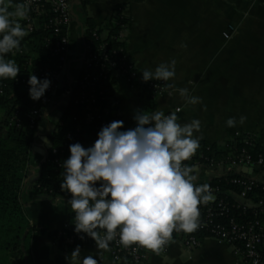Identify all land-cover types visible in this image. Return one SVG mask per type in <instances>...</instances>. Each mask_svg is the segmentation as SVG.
<instances>
[{
    "label": "crops",
    "instance_id": "obj_1",
    "mask_svg": "<svg viewBox=\"0 0 264 264\" xmlns=\"http://www.w3.org/2000/svg\"><path fill=\"white\" fill-rule=\"evenodd\" d=\"M251 2L256 4L253 0H71V52L56 95L58 98L66 96L70 82L77 79L71 77L73 63H78L79 75L87 18L100 25L111 16L117 4H124V12L130 18L125 33L127 55L137 70L142 74L145 69L154 71L161 63L176 61V76L167 81V91L156 99L155 111L162 110L167 114L180 108L176 113L181 124L199 119L201 130L195 136L203 137L200 146L204 143L222 145L241 132L254 134L264 149V38L223 36L229 28L233 29L231 33L234 31L232 23L237 21L236 8ZM197 14L203 17L197 18ZM201 20L204 22L197 26ZM76 46L81 47L79 53L73 52ZM181 88H187L189 96L201 98L200 102L188 103L180 96ZM116 94L120 120L129 127L135 123L132 118L135 110L144 107L145 94L131 88L123 79L117 81ZM241 116L247 117L243 124L240 123ZM230 117H235V127L227 126ZM46 154L41 136L33 147L22 197L33 225L59 230L72 213L71 206L66 203L68 199L52 198L50 201L47 195L33 189L39 165ZM74 249L60 246L45 231L33 241L34 264H60L61 257L64 264H68L65 257ZM82 252L101 257L100 264H121L110 258L109 250L97 252L95 242L82 245ZM147 264L246 262L234 253L230 244L206 237L193 250L173 241L164 255L149 252Z\"/></svg>",
    "mask_w": 264,
    "mask_h": 264
},
{
    "label": "clouds",
    "instance_id": "obj_2",
    "mask_svg": "<svg viewBox=\"0 0 264 264\" xmlns=\"http://www.w3.org/2000/svg\"><path fill=\"white\" fill-rule=\"evenodd\" d=\"M29 11L30 0L14 8L13 0H0V81H15L20 73L14 56L29 34L21 23ZM175 66L173 59L154 71L145 69L142 80L167 82L176 76ZM27 83L29 97L39 101L52 82L48 76L30 74ZM179 93L188 103L200 102L187 88ZM132 118L131 128L123 120L103 125L90 146L70 144V155L61 165L60 187L70 194L66 203L74 213L73 231L81 240L92 238L97 252L109 250L118 238L125 247L139 244L159 253L174 230H197L198 205L212 199L210 185L195 184L194 169L183 165L200 148L203 137L195 133L200 132L201 121L181 124L175 111L143 109L135 110ZM246 119L241 116L240 123ZM236 122L230 117L226 124L235 127ZM65 259L68 264H100L101 257L84 254L77 245Z\"/></svg>",
    "mask_w": 264,
    "mask_h": 264
},
{
    "label": "built area",
    "instance_id": "obj_3",
    "mask_svg": "<svg viewBox=\"0 0 264 264\" xmlns=\"http://www.w3.org/2000/svg\"><path fill=\"white\" fill-rule=\"evenodd\" d=\"M15 2L13 8L16 4L27 3L28 0ZM123 13L125 14L124 11ZM71 20V0H30L29 15L21 23L29 33L27 36L41 27L48 32L44 39L43 51L53 66L33 68L27 77L18 76L16 81H21L27 86L30 74H35L40 78L48 76L52 83L45 96L40 99L42 107L33 106L26 113L16 108L7 118V123L9 126L21 128L26 120L29 128L35 129L39 137L49 138L56 125L63 124L61 117L66 107L65 102L71 100V95L76 90L72 100L82 108L84 123L95 129L96 138L91 142L93 144L103 125L121 118L116 99V85L119 79H123L133 89H140L143 93L151 92L155 100L167 91V82H144L142 74L128 55L121 56L125 49L108 45L107 31L101 33L94 29L87 35L84 29V50L80 59L79 75L76 80L70 82L68 94L58 98L56 92L65 76L71 52ZM128 25H121L118 41L125 42ZM223 36L229 38L230 32L224 31ZM22 45L15 56L28 52L31 59L37 57L29 41H23ZM6 82L7 80L0 81V96ZM107 85L110 87L106 88ZM109 102L111 105H106ZM177 109L180 111V108H176V112H179ZM43 122L47 125L42 126ZM134 126L135 123L126 128ZM80 130V125H77L75 132L67 134V142L62 147L50 148L57 167L62 168L63 160L70 155L68 141L80 142ZM214 145L224 147V151L217 152ZM257 145L260 144L254 134L241 132L222 145L202 144L194 156L183 162L184 166L194 169L197 176L195 184H208L211 189L212 199L198 205L200 216L197 230L192 233L174 230L172 238L159 253L139 244L125 247L117 238L110 245V258L121 264H147L149 252L164 255L173 241H179L185 248L193 250L201 245L204 238L210 237L233 246L234 253L241 255L246 264H264V150L259 152ZM214 182L215 184L211 185ZM225 186L232 188L225 189ZM73 222L74 220L68 221L58 230L57 237L63 238L64 246H82L95 242L92 238L81 240L75 232L68 233L74 228Z\"/></svg>",
    "mask_w": 264,
    "mask_h": 264
},
{
    "label": "trees",
    "instance_id": "obj_4",
    "mask_svg": "<svg viewBox=\"0 0 264 264\" xmlns=\"http://www.w3.org/2000/svg\"><path fill=\"white\" fill-rule=\"evenodd\" d=\"M13 0V4L16 3ZM263 4L264 0H254ZM124 4H117L113 13L102 24L96 25L91 18H87L85 33L89 35L94 29L98 32L107 31L106 41L113 48H123L122 55H127L126 43L117 40L122 24H128L130 18L123 13ZM48 32L42 27L33 34L25 37L23 41H29L32 50L37 53V57L30 58L28 52L15 56L20 73V78L27 77L33 68L53 66V63L43 51L44 39ZM22 41V44H23ZM23 46V45H22ZM126 60V58H125ZM29 85L25 86L21 81L7 80L3 86V94L0 96V110L3 116L0 117V264H34L33 241L36 236L48 231L62 247L63 238H58V230L40 229L38 225H33L27 214L23 201L24 180L31 168V158L33 147L36 145L39 135L35 129L29 128L26 120L24 126L16 128L9 126L7 118L16 109L20 108L23 113L30 111L33 106L42 107L41 101H34L29 97ZM110 85H107L106 88ZM71 95L68 105L63 111L61 120L63 124H57L50 133L49 138L53 148H60L67 142V134L75 132L77 125H80L78 140L85 146H90L92 140L96 138L93 126L86 125L83 120V110L73 103ZM143 110L152 113L156 110L157 104L151 92L144 93ZM111 105V103H106ZM75 117L77 120H75ZM229 140V139H228ZM69 145L72 144L70 141ZM217 152H223L224 147L214 145ZM257 150L264 149L257 145ZM63 168L57 167L53 162L51 150L47 151L46 158L40 163L38 173L33 183L36 193L45 194L53 199H70L69 193L61 191L60 183L63 180ZM215 184L211 183V185ZM224 184V182L222 183ZM232 187L225 186V189ZM74 220V213L69 215V221ZM74 232L69 230L68 233ZM75 248L76 246H68ZM64 264L63 258L59 260Z\"/></svg>",
    "mask_w": 264,
    "mask_h": 264
},
{
    "label": "rangeland",
    "instance_id": "obj_5",
    "mask_svg": "<svg viewBox=\"0 0 264 264\" xmlns=\"http://www.w3.org/2000/svg\"><path fill=\"white\" fill-rule=\"evenodd\" d=\"M254 1V0H253ZM255 2V1H254ZM203 11V10H201ZM238 13L237 21L232 23L235 27L233 33H231V28L226 31L230 32V37L232 38H252L259 37L264 38V3L259 4L256 2L247 4H242L240 7L236 8ZM201 15L197 14V18ZM203 17V16H201ZM204 20L197 23V26L201 25ZM232 34V35H231ZM224 38V37H223ZM81 47L76 46L73 52L79 53ZM78 76V63H73L71 70V77L76 79ZM264 139V134H263ZM48 200H52L51 197Z\"/></svg>",
    "mask_w": 264,
    "mask_h": 264
},
{
    "label": "water",
    "instance_id": "obj_6",
    "mask_svg": "<svg viewBox=\"0 0 264 264\" xmlns=\"http://www.w3.org/2000/svg\"><path fill=\"white\" fill-rule=\"evenodd\" d=\"M68 103H69V100H67L66 102H65V105L67 106L68 105ZM54 119V118H53ZM42 126H46V123L45 122H43L42 123ZM43 140L45 141V143H46V150L47 151H49V149L52 147V142L49 140V138H47V137H44L43 138Z\"/></svg>",
    "mask_w": 264,
    "mask_h": 264
}]
</instances>
